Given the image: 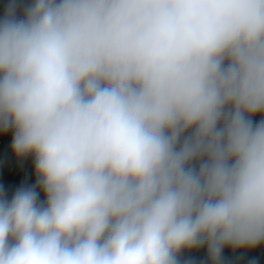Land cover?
<instances>
[{"label":"clouds","instance_id":"1","mask_svg":"<svg viewBox=\"0 0 264 264\" xmlns=\"http://www.w3.org/2000/svg\"><path fill=\"white\" fill-rule=\"evenodd\" d=\"M0 130L37 176L10 200L0 189V264L255 250L264 0H9Z\"/></svg>","mask_w":264,"mask_h":264},{"label":"trees","instance_id":"2","mask_svg":"<svg viewBox=\"0 0 264 264\" xmlns=\"http://www.w3.org/2000/svg\"><path fill=\"white\" fill-rule=\"evenodd\" d=\"M9 3V0H7ZM28 1V0H27ZM12 137L13 132H3L0 130V140L2 143L0 147L3 148L4 158L8 160H18V156L12 151ZM20 184L17 181H12L8 184H2L0 182V189L3 190L6 197L10 200V189L19 187ZM196 250L189 251L188 259L194 261V264H208V260L200 256H196ZM223 259L226 264H264V245L257 247L255 250H238L233 252L231 249H225L223 252Z\"/></svg>","mask_w":264,"mask_h":264},{"label":"rangeland","instance_id":"3","mask_svg":"<svg viewBox=\"0 0 264 264\" xmlns=\"http://www.w3.org/2000/svg\"><path fill=\"white\" fill-rule=\"evenodd\" d=\"M0 147V179L9 183L12 179L18 183H26V185L36 184L33 180L35 174L34 157L27 155L19 157L18 160H8L3 156ZM196 256H200L198 253ZM204 258V257H202Z\"/></svg>","mask_w":264,"mask_h":264},{"label":"crops","instance_id":"4","mask_svg":"<svg viewBox=\"0 0 264 264\" xmlns=\"http://www.w3.org/2000/svg\"><path fill=\"white\" fill-rule=\"evenodd\" d=\"M25 2H28V1L25 0ZM7 5H8V1H7V0H0V17L3 16V14H4V12H5V9H6ZM254 119L258 121L259 119H261V116H260V115H257L256 117H254ZM1 150H2V152H3V156H4L3 148H2ZM33 177H34V175H33ZM12 181H15V180L12 179L11 181H9V183L12 182ZM0 182H1L2 184H8V183H6V182H4V181H1V179H0ZM17 182H18V181H17ZM34 183H36V180H34ZM19 184H20L19 187H21V186H33V185H34V184H32V185H26V183H19ZM19 187H16V188H12V189H10V192H9V193H10V196H12V195L15 193V191H16ZM38 191H39V189H38ZM44 198H45V197H44L43 192H40V199L43 200ZM196 252H197L199 255H201V257H204V259H205V258L207 259L206 249L202 248V249L196 250ZM188 254H189V251H188V252H184V253L181 254V261H182V262L185 261V260H189V259H188Z\"/></svg>","mask_w":264,"mask_h":264},{"label":"water","instance_id":"5","mask_svg":"<svg viewBox=\"0 0 264 264\" xmlns=\"http://www.w3.org/2000/svg\"><path fill=\"white\" fill-rule=\"evenodd\" d=\"M33 180H37V176H36V174H34Z\"/></svg>","mask_w":264,"mask_h":264},{"label":"built area","instance_id":"6","mask_svg":"<svg viewBox=\"0 0 264 264\" xmlns=\"http://www.w3.org/2000/svg\"><path fill=\"white\" fill-rule=\"evenodd\" d=\"M2 143V141L0 140V144Z\"/></svg>","mask_w":264,"mask_h":264}]
</instances>
